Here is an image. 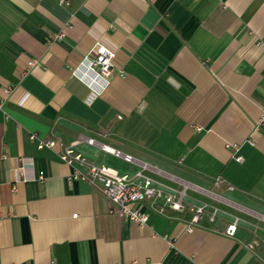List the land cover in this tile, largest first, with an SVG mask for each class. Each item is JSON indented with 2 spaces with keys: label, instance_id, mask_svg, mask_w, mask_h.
<instances>
[{
  "label": "crops",
  "instance_id": "crops-1",
  "mask_svg": "<svg viewBox=\"0 0 264 264\" xmlns=\"http://www.w3.org/2000/svg\"><path fill=\"white\" fill-rule=\"evenodd\" d=\"M67 1L0 0V264H264V0ZM96 42L112 75L86 103ZM51 137L119 173L141 167L86 138L131 154L185 208L121 217ZM201 201L220 211L188 231Z\"/></svg>",
  "mask_w": 264,
  "mask_h": 264
},
{
  "label": "built area",
  "instance_id": "built-area-1",
  "mask_svg": "<svg viewBox=\"0 0 264 264\" xmlns=\"http://www.w3.org/2000/svg\"><path fill=\"white\" fill-rule=\"evenodd\" d=\"M58 1L61 4L68 3L67 0ZM61 36V32L55 33L50 35L48 39H59ZM113 57L114 52L110 48L100 42H96L92 45L88 53L83 55L77 67L73 69V73L75 75L78 74L79 79L84 81L88 88V93L84 97L86 103H90L109 84L112 75L111 67ZM33 63L34 61H29L30 65ZM95 83L96 85L94 86ZM259 109L258 123H264V98L259 103ZM30 138H35V134L31 133ZM76 141L62 145L60 141L57 142L52 137L50 139L38 138L37 147L52 148L58 143L61 146L58 152L59 158L72 166L71 177L86 181L98 187L108 200L114 204L113 210L121 217L140 225L145 224L148 219V213L141 210V207L138 205V203L143 201H147L149 207L158 213H165L166 207L177 211L185 208L182 198L186 195L184 188H174L145 173L144 170L150 168L146 162L139 161L131 154L108 146L105 143L98 142L92 137H87L86 141L88 143L95 144L101 150L126 161H135L141 167L133 174L119 173L114 168L103 163H95L94 160L74 150L73 145ZM231 146L234 149L238 148V144L236 143H232ZM241 158V155L236 156L237 160H241ZM42 177V173H40L38 178ZM214 181V183L218 184L223 182V179L217 176ZM228 187L231 188V186ZM158 198H162L164 204H159ZM191 211L192 213L187 223L188 231H191L193 226L199 223L203 216H207L209 221H214L220 208L214 204L201 201L194 205ZM237 221L238 217L233 216V219L226 225L225 232L227 234H234Z\"/></svg>",
  "mask_w": 264,
  "mask_h": 264
}]
</instances>
